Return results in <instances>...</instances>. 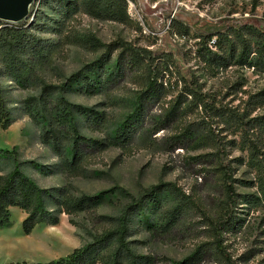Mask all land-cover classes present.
I'll return each mask as SVG.
<instances>
[{"label":"rangeland","instance_id":"rangeland-1","mask_svg":"<svg viewBox=\"0 0 264 264\" xmlns=\"http://www.w3.org/2000/svg\"><path fill=\"white\" fill-rule=\"evenodd\" d=\"M73 1L35 0L26 20L0 21V29L7 24L32 28L52 52L51 60L39 67V80L25 87L7 76L0 63V84L14 118L8 130H0V149L17 148L21 161L36 164L27 172L44 189L67 187L75 197L108 195L95 213L63 214L59 225H38L30 235L22 229L27 214L11 209V226L0 230V264L48 263L67 257L115 229L132 199L160 185L164 191L143 213L129 219L127 241L132 250L149 258L150 264H172L205 246L198 264H219L203 218L219 214L224 195L216 172L217 148L203 137L211 126L225 142L239 195L237 222L223 235V245L235 264H264V161L263 156L253 158L249 150L254 143L264 154V67L254 64L255 43L249 63L238 65L233 59L211 60L209 51L218 52L213 45L216 38L207 42L216 28L223 27L225 33L240 25L245 32L264 27V0H128L126 22L96 19L82 9L67 15L66 4ZM116 43L173 60L161 79L165 96L144 102L141 109L137 99L145 84L143 72L128 60H119L122 49L108 53L107 46ZM78 74L67 98L95 109L103 118L99 125L83 119L84 137L109 143L140 109L142 119L129 144L93 150L85 175L71 176L56 167L61 158L41 140L42 119L30 117L24 102L40 96L41 81L60 86ZM183 79L196 80L216 107L236 111L244 121H258L241 128L222 115L210 122L194 108L167 119Z\"/></svg>","mask_w":264,"mask_h":264},{"label":"trees","instance_id":"trees-1","mask_svg":"<svg viewBox=\"0 0 264 264\" xmlns=\"http://www.w3.org/2000/svg\"><path fill=\"white\" fill-rule=\"evenodd\" d=\"M66 8L67 15L82 9L96 19L129 21L128 0H76L66 4ZM222 28L214 29L207 36L208 43L216 38L213 45L218 52L209 51L208 56L211 60L233 59L238 65L247 64L252 53V45L255 43L257 60L254 64L264 67V27L258 28V31L245 32L244 27L240 25L226 29L225 33ZM31 29L11 24L0 29V63L5 74L13 81L23 84L24 87L39 80L37 76L39 67L42 68L52 58V52L44 45V41L32 34ZM107 49L109 54L122 49L119 60H128L129 64L139 67L143 72L145 84L137 99L141 109L144 102L158 101L165 96L166 86L161 79L170 72L172 59H160L152 56L148 50L135 48L130 44L122 46L117 43L111 44L107 46ZM221 52L227 57H222ZM78 77L79 74L60 86L41 81L40 96L29 98L24 102L30 117L39 122L42 119L41 140L61 158L56 167L71 176L85 175V166L92 157L93 150L102 152L110 145L125 147L129 144L135 129L140 127L139 122L142 119L140 109L120 126L113 137L109 138V143L106 142L107 140L100 141L84 137L81 133L83 119L91 125H99L103 118L95 109L76 105L67 98V92ZM85 79L88 80V78ZM86 83L90 84L89 81ZM183 83V89L171 107L167 119L174 120L185 108H194L197 111L201 109L210 122L222 115L227 116L241 128L249 127L253 122L258 121L257 119L244 121V116L236 111L216 107L214 102L202 93L201 86L196 80L189 83L183 79ZM50 99H52L51 102H49ZM13 123V110L0 84V130H8ZM211 129L212 126L203 137L212 141L217 148L214 154L218 164L216 172L222 183L224 195L219 201V214L215 216L204 214L203 218L213 236L214 244L212 245L218 257V263L235 264L223 245V235L232 231L236 225L239 195L235 190L236 181L233 178L232 162L228 158L225 142ZM249 150L253 158L263 156L264 161V154L254 143H250ZM29 165L36 164L21 161L17 148L0 149V229L11 226L12 208H18L27 214L22 229L24 235H30L38 225H59L60 216L63 214L95 213L108 195L103 192L96 196L75 197L67 187L44 189L28 174ZM163 191V185H160L146 191V194L138 200L132 199L123 211L122 217L116 220L115 229L95 237L93 242L75 249L67 257L36 264H150L151 260L137 255L127 241L130 232L129 219L135 214L143 213L147 204L154 201ZM112 242L116 244H110ZM204 248L205 246H200L184 261L172 264H198L205 254Z\"/></svg>","mask_w":264,"mask_h":264},{"label":"water","instance_id":"water-1","mask_svg":"<svg viewBox=\"0 0 264 264\" xmlns=\"http://www.w3.org/2000/svg\"><path fill=\"white\" fill-rule=\"evenodd\" d=\"M35 0H0V21L18 23L26 20Z\"/></svg>","mask_w":264,"mask_h":264},{"label":"crops","instance_id":"crops-1","mask_svg":"<svg viewBox=\"0 0 264 264\" xmlns=\"http://www.w3.org/2000/svg\"><path fill=\"white\" fill-rule=\"evenodd\" d=\"M13 209V208H12ZM0 230H2V229H0Z\"/></svg>","mask_w":264,"mask_h":264}]
</instances>
